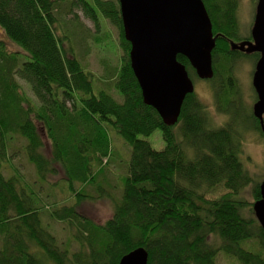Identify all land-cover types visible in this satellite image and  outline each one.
<instances>
[{
  "label": "trees",
  "instance_id": "obj_1",
  "mask_svg": "<svg viewBox=\"0 0 264 264\" xmlns=\"http://www.w3.org/2000/svg\"><path fill=\"white\" fill-rule=\"evenodd\" d=\"M202 1L216 37L214 76L202 81L211 84L219 112L229 119L221 127L214 126L196 93L186 97L172 126L144 103L118 0H0V28L19 48L12 51L0 40V264H119L141 247L148 264H219L222 252L241 264H264V228L254 211L261 184L243 162L246 137L256 134L264 141V133L253 110L245 114L235 100L233 82L234 66L250 59L256 64L260 54L231 47L244 39L238 0ZM77 11L96 33L103 28L99 12L120 33V67L107 69L102 78L117 97L104 86L95 94V76L85 70L84 55L73 41L78 20L65 19L78 17ZM178 61L192 81L199 79L185 57ZM17 77L30 85L34 99ZM109 128L131 147V159L124 166L120 198H113V215L103 224L76 204L57 203L46 211L42 194L24 183L17 169L11 175L4 171L14 168L16 156L9 151L18 149L12 145L19 137L20 152L35 167L40 188L50 184L59 166L77 204L98 201L107 194L104 186L110 187L105 165L115 155ZM41 131L51 144L49 157ZM157 131L165 141L161 151L146 139ZM87 186L97 196L86 192ZM250 186L253 202L242 197ZM50 221L67 224L70 237L57 238Z\"/></svg>",
  "mask_w": 264,
  "mask_h": 264
},
{
  "label": "water",
  "instance_id": "obj_2",
  "mask_svg": "<svg viewBox=\"0 0 264 264\" xmlns=\"http://www.w3.org/2000/svg\"><path fill=\"white\" fill-rule=\"evenodd\" d=\"M118 1L125 38L131 44V66L144 103L154 108L166 125H175L186 97L195 93L194 83L178 56L189 61L199 79L211 80L214 75L212 52L216 37L205 4L202 0ZM251 34L253 42H232L231 47L260 54L252 81L257 94L253 113L264 133V0H258ZM260 194L254 211L264 228V182ZM148 261L149 254L141 247L125 255L119 264Z\"/></svg>",
  "mask_w": 264,
  "mask_h": 264
},
{
  "label": "rangeland",
  "instance_id": "obj_3",
  "mask_svg": "<svg viewBox=\"0 0 264 264\" xmlns=\"http://www.w3.org/2000/svg\"><path fill=\"white\" fill-rule=\"evenodd\" d=\"M91 1V0H88ZM258 0H238V18L239 25L242 36L248 37L251 33L255 12L257 7ZM78 17H67L65 18L68 22L73 21L74 19L78 21H74L79 26H76V31L71 30L75 39H73L76 50L79 49L80 52L84 55V61L82 59L81 62L84 65L86 71L91 72L95 76L94 88L95 94L98 93L104 86L105 90L108 93H111V88H106L103 81V76L107 69L120 67L121 58L123 56L124 50L122 48L121 38L119 31L109 22L107 21L103 15L99 12L101 22L103 24L102 31L100 33H96L93 28L92 23L84 18L81 12L77 11ZM70 24V23H68ZM73 29V26H70ZM66 30V29H64ZM62 29H60V33ZM63 33V32H62ZM67 35L66 31L64 32ZM214 34V33H213ZM241 36V35H240ZM102 38L101 42H98V38ZM242 38V37H241ZM0 40L6 42L7 47L12 51H17L19 48L11 43L4 32L0 28ZM82 41V42H81ZM254 60H243L237 63L234 66V83H237V96L235 98L236 101L240 103L241 108H243L245 114H248L253 110L255 102H257V98L255 99L254 88H253V75H254ZM229 71V67L226 69ZM233 71V70H232ZM231 71V72H232ZM222 79V78H221ZM17 80L22 88V90L32 99H34V94L30 85L17 77ZM223 83L218 84L224 85L220 90V93L223 94L225 92L226 80L222 79ZM195 86V93L198 99L207 105L211 111L213 122L215 127H221L227 121L225 116L219 112L216 97L214 96V92L212 86L208 82H204L202 80H193ZM254 90V91H253ZM116 91L112 92L114 96L117 97ZM37 103L36 101H34ZM42 132L43 140L45 143L44 153L48 157L51 154V145L46 137L44 131ZM109 137L112 143V150L114 152V157H112L113 162H107L105 168L110 172L106 178L110 187L104 186L107 190L106 196L98 201H83L80 204H77V198L74 196L73 191H71L68 187V182L66 181L63 170L58 166L57 175L51 176L49 183L50 184H38L37 173L35 167L32 166L28 160L21 154L20 146L22 143L20 142L19 137H15L14 145L17 150H13V148L9 151V156L14 158L13 167L5 168L7 175H11L14 173V170L17 169L18 173L22 176L24 183L33 186L36 192H40L42 203L46 211L53 210V204L58 205H73L76 204L79 207V211L92 219L98 224L105 223L108 219H110L114 212V199L120 198V189L122 185V179L125 176V168L126 163L129 164L131 159V147L119 136L115 131L109 128ZM152 145V147L156 150H163L165 148V141L163 139V135L161 131L155 132L153 135L146 138ZM12 143V142H11ZM11 146V147H12ZM115 156L118 160H114ZM243 162L245 163L246 168L250 171L251 175H253V179L255 182L261 184L264 182V141L259 138L258 135H248L244 142V154H243ZM106 174V173H105ZM103 177V176H102ZM101 177V178H102ZM100 178V179H101ZM103 179V178H102ZM101 179V180H102ZM105 183L102 181V184ZM53 185V187H51ZM82 186H76V190L82 189ZM33 189V188H31ZM53 189L54 191H51ZM86 192L90 193L93 196H97V193L94 191V188L90 186L85 187ZM110 195H109V193ZM221 194V192H219ZM48 195L51 197L49 198ZM103 195V194H98ZM112 198H111V197ZM242 197L249 202H253L252 197V186L248 187L242 194ZM53 233L57 238L68 239L70 237L69 228L67 224L61 222H52ZM68 228V230H67ZM57 235H56V234ZM215 239V238H214ZM212 239L211 242L214 245H218L219 241ZM1 246V240H0ZM222 252V251H221ZM223 253V252H222ZM220 255L219 264H241V262L232 256H228L225 254Z\"/></svg>",
  "mask_w": 264,
  "mask_h": 264
},
{
  "label": "flooded vegetation",
  "instance_id": "obj_4",
  "mask_svg": "<svg viewBox=\"0 0 264 264\" xmlns=\"http://www.w3.org/2000/svg\"><path fill=\"white\" fill-rule=\"evenodd\" d=\"M256 13V12H255ZM254 21H255V18H254ZM252 31V30H251ZM249 42H253V39H252V34L250 33V35L248 37H244V39L236 42L237 45H242V44H248ZM232 43V42H231ZM247 48V46H246ZM239 51V50H238ZM240 52H243L245 54H248L247 52H244V51H240ZM251 55V54H250Z\"/></svg>",
  "mask_w": 264,
  "mask_h": 264
},
{
  "label": "bare ground",
  "instance_id": "obj_5",
  "mask_svg": "<svg viewBox=\"0 0 264 264\" xmlns=\"http://www.w3.org/2000/svg\"><path fill=\"white\" fill-rule=\"evenodd\" d=\"M255 16H256V13H255ZM254 25V24H253ZM253 28V27H252ZM252 32V31H251ZM234 43V42H233ZM236 44V43H235ZM216 47V46H215ZM260 59V58H259ZM259 61V60H258ZM131 62V61H130ZM257 64V63H256ZM132 67V66H131ZM212 67H213V59H212ZM255 68H256V65H255ZM214 76V75H213ZM254 88V87H253ZM255 90V89H254ZM160 116V115H159ZM226 118V120L228 121L229 119H228V117H225ZM226 121V122H227ZM225 122V123H226ZM51 145V144H50ZM101 182H102V180H101Z\"/></svg>",
  "mask_w": 264,
  "mask_h": 264
}]
</instances>
